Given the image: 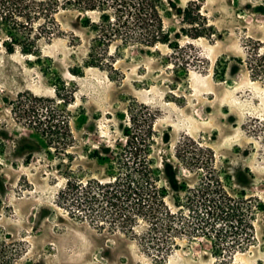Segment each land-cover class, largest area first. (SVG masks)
Segmentation results:
<instances>
[{
	"label": "rangeland",
	"instance_id": "rangeland-1",
	"mask_svg": "<svg viewBox=\"0 0 264 264\" xmlns=\"http://www.w3.org/2000/svg\"><path fill=\"white\" fill-rule=\"evenodd\" d=\"M33 1L54 15L0 0V264H264V0L156 1L174 45L112 0ZM136 131L179 215L209 177L243 223L194 206L178 232L131 233L82 214L69 180H107Z\"/></svg>",
	"mask_w": 264,
	"mask_h": 264
},
{
	"label": "trees",
	"instance_id": "trees-1",
	"mask_svg": "<svg viewBox=\"0 0 264 264\" xmlns=\"http://www.w3.org/2000/svg\"><path fill=\"white\" fill-rule=\"evenodd\" d=\"M98 1L101 0H83L82 8L95 9ZM106 1L104 0V3ZM156 1L161 2V0H112L122 16H133L136 23L146 29L141 35L142 41L148 44L162 42L172 45L173 42L170 41L169 33L164 27L161 10ZM5 2L15 8V12H12L14 15L17 13V15L27 13L28 17L32 15L38 17L41 14L54 15L36 1H33L32 7L27 8L23 5L25 0H5ZM0 19L3 22L7 18L1 14ZM13 29L9 36L15 39V33L19 35V29L17 27ZM35 38L34 36V42H36ZM108 39L111 40L112 37ZM8 50L14 51V47L8 45ZM23 51L34 53L32 48H24ZM64 124L66 129L69 128L68 122L65 121ZM46 127L43 133L47 135L48 131L54 135L55 129L60 127V124L52 118ZM130 141L128 147L111 162L107 180L94 179L86 183L69 180L68 190L82 214L93 216L100 221L103 220L102 217L107 216L111 224L119 225L131 233H134L135 225L139 220L146 221L152 231L164 230L170 234L178 232L179 228L186 226V222L182 220L183 218L186 220L188 215L185 208L191 212L194 211V206L205 210L204 214L213 222V225L211 224L213 228H216L223 218H235L243 223L245 207L242 200L232 197L217 180L209 177L196 189H188L185 201L177 204L180 209L185 210L180 211L179 215V211L174 210L166 202V191L159 185L157 169L150 158V149L146 146L147 139L136 131ZM208 220H204L203 224H209ZM247 225V228H251L252 224L247 222Z\"/></svg>",
	"mask_w": 264,
	"mask_h": 264
}]
</instances>
